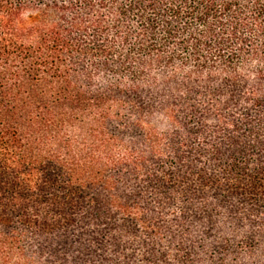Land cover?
Listing matches in <instances>:
<instances>
[{
    "label": "trees",
    "instance_id": "obj_1",
    "mask_svg": "<svg viewBox=\"0 0 264 264\" xmlns=\"http://www.w3.org/2000/svg\"><path fill=\"white\" fill-rule=\"evenodd\" d=\"M0 264H264V0H0Z\"/></svg>",
    "mask_w": 264,
    "mask_h": 264
}]
</instances>
